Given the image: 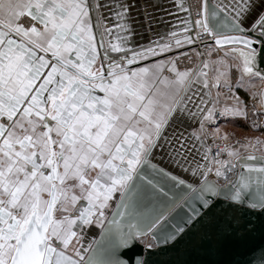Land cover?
Here are the masks:
<instances>
[{
	"label": "snow or ice",
	"instance_id": "obj_1",
	"mask_svg": "<svg viewBox=\"0 0 264 264\" xmlns=\"http://www.w3.org/2000/svg\"><path fill=\"white\" fill-rule=\"evenodd\" d=\"M234 2L230 18L221 17L215 6L210 9L207 0L198 5L200 18L194 23L200 31L196 32L195 38H211L221 47L244 45V49L225 51L224 56L239 53L243 57L241 80L247 74L264 81V73L255 69L254 41L242 27L251 17V30L254 32L258 27L259 35L264 37V0L259 7L255 0ZM0 12L6 15L5 19H0V117H7L10 122L0 123V264H123L115 256V249L126 246L133 235L143 234L144 229L155 228L175 206L172 204L154 215L151 214L153 209L145 207L141 210L144 200L167 195L158 182L142 174L144 166L152 168L156 175L176 179L150 160L153 150L163 147L160 140L164 127L177 119V114L186 113L192 117L199 114L202 117L201 132L204 136L209 134L204 132V124L215 119L218 99L212 97L210 90L205 95L195 91L191 96L187 95L196 82L210 89L208 74L203 71L209 64L202 61L203 68L179 71L169 61L171 67L168 70L175 74L174 79H161L162 64L129 73L113 62L105 77L102 68L92 70L99 53L93 43L95 37L86 0H0ZM25 14L42 28L35 24L25 28L17 22ZM226 32L239 34L227 35ZM13 33L18 40L13 39ZM184 40L188 44L194 42L192 36H185ZM176 45H180V40ZM206 47L211 51L210 46ZM111 48L116 52L123 50L114 44ZM168 48L169 45H163L161 51ZM39 52H51L55 62L50 64ZM73 52L76 60L69 59ZM147 53L155 54L153 49H147L145 53L133 52L131 58L127 55L124 58L131 64ZM104 58H107V52ZM216 71L212 86H219L223 78V86L231 90L227 70L221 72L217 68ZM106 79L110 82L105 83ZM154 80L175 89L172 102L162 105L160 111L152 94ZM97 88L103 96L93 94ZM260 96V110L264 111V92ZM235 99L237 105L220 108V115L246 119L245 107L239 105L238 97ZM188 104H192L195 111ZM47 117L55 121L54 127L49 126ZM41 127L43 130L38 131ZM53 132L55 139L51 135ZM219 133L220 130L215 129L211 135L217 137ZM220 138L227 140L228 134ZM166 143L171 160L183 168L191 149L180 138H176L175 143L172 140ZM256 143L264 141L257 140ZM221 151H228V155L236 160H259L260 164H242L247 174L241 172L236 182L228 181L222 188L205 178L201 193L223 195L237 204L247 203L252 209L264 210V153L259 157L242 158L238 151L227 147ZM214 163L227 166L230 162L214 160ZM201 167L197 165L191 169L192 174L206 177L205 172L199 171ZM46 168L51 169L47 174L43 171ZM92 171H95L94 176H91ZM223 174L218 167L216 175ZM70 180L77 183L66 184ZM73 187L86 193L84 198L90 204L79 217L85 224L91 222L88 217L93 210L99 213L96 222L100 223L103 209L114 193H120L117 208L125 211H117L111 222L117 225V237L108 258L93 252L85 260L72 244L77 235L72 230L76 221L68 216L54 217V210L61 200V209L67 211L66 205L75 204L79 199L75 195L69 199L68 192ZM44 193L48 194V199L43 198ZM211 204V200H204L203 206L209 208ZM125 215L128 217L127 233L115 219V216ZM187 222L190 223L191 218ZM183 230L174 227L167 238L174 239ZM53 239L60 242L59 248L53 246ZM70 248L75 258L68 254Z\"/></svg>",
	"mask_w": 264,
	"mask_h": 264
},
{
	"label": "crops",
	"instance_id": "obj_2",
	"mask_svg": "<svg viewBox=\"0 0 264 264\" xmlns=\"http://www.w3.org/2000/svg\"><path fill=\"white\" fill-rule=\"evenodd\" d=\"M227 5L232 8L235 6L234 0H226ZM257 6H259L261 0H255ZM89 10V23L91 24L92 32L95 37L93 43L95 44L97 51L99 53L96 63L92 66V70H98V65L101 63L99 41L103 37V45L107 48L112 49L111 45H117L121 49L120 52L114 51V54H132L135 51L144 49V46H156V53H165L170 51H175L179 47H182L188 43L185 42V36H192L194 41L196 40L195 35L192 34L191 28L195 27V30L199 28L195 25L196 18L194 17L192 10L191 0H86ZM99 5V6H98ZM123 6V7H121ZM6 15L4 12H0V19H5ZM25 28L32 25L41 27L38 22L32 21L27 14L21 16L19 21ZM2 27V26H0ZM185 27L188 28V31L185 32ZM193 29V30H194ZM13 39H19L15 33L12 34ZM180 40V45H176V41ZM149 43V44H148ZM169 45L167 50L161 51V46ZM207 47L208 54L203 62H207L209 66L203 68V71L208 74L207 79L210 85L209 88H204L203 84L196 82L191 86L190 92L187 93L188 96H191L193 91L198 92L200 95H205L211 91L212 97L218 99L219 103L217 105V111L223 107H233L237 105L235 97L239 98V105L244 106L247 111V118L243 117H225L216 121V124L213 126L212 130L219 129V135L222 137L225 133L228 134V139L224 140L228 149L238 151L240 156L253 153V154H262L264 153V143L257 144L256 141H264V123L261 124V128L252 127L250 123V115L248 112V106L250 102L258 98L256 105L257 111L264 116V111L260 110V93L264 89V81H261L259 78L250 77L247 74H244L243 80H241L242 68L241 62L238 60L236 53H231L229 56L225 57L224 52L228 48L236 47L243 48L240 45H229L224 47H218L214 44H208ZM144 47V48H142ZM197 52V51H196ZM39 55H44L45 59L49 63L55 62L52 58V53H43L39 52ZM87 54V53H85ZM197 54V53H196ZM150 54L145 55L148 57ZM181 57L179 54L167 56L160 58L151 63L138 66L136 68L127 70L129 73L131 71L138 70L140 68H154L158 64L164 66V71L162 77H167L168 79H174L175 74L171 73L168 69L171 67L169 61H172L177 70L185 71L187 69H193L189 67H180L176 60ZM69 59L76 60L75 53L69 56ZM216 61L217 63H213ZM219 68L221 72L227 70L228 77L231 82V90L223 86V78H221L219 86H212L214 84V78L217 76L216 69ZM47 69L45 70V73ZM59 79V76L56 77ZM99 81H97L98 83ZM110 79H106L105 83H109ZM174 87L169 86L163 83H160L159 80H154L152 94L155 99L158 101L156 108L158 111L162 110V105L170 104L173 100ZM217 93H220L219 97L216 96ZM96 96H103L104 93L100 89H95L93 92ZM47 95V93H45ZM178 97V96H177ZM175 97V98H177ZM207 99V96H205ZM189 108H193L192 104H188ZM216 111V112H217ZM201 116L198 114L195 117L188 116L186 113L184 115H179L177 119L173 120L170 124V134L167 140H172L175 143L176 138H180L182 142L186 144V147L191 149L187 153V163L184 164L183 168L178 167L169 156V146L165 142L163 147L155 148L152 152L153 158H164L171 165L174 166L176 172L192 174V170L196 168L197 165H202L199 171L209 173L212 170V159L209 153L208 146L205 142L204 135L201 132L200 120ZM46 121L49 126L54 127L55 121L51 120V117H47ZM7 117H0V123H5ZM207 122V121H206ZM205 122V123H206ZM10 123V122H8ZM205 125V124H204ZM43 128H38V131H42ZM53 138H56L55 132L51 133ZM197 137H200L198 139ZM245 141V142H242ZM244 145H248L245 147ZM253 146L256 148L251 149ZM54 149L57 148L56 145L52 146ZM228 153V151H227ZM207 156V159H205ZM229 156V155H228ZM231 157V156H229ZM234 161L235 158L231 157ZM40 161H38L39 163ZM188 169V170H185ZM209 169H211L209 171ZM62 167L60 171H62ZM45 174L51 171V169H43ZM95 175V171L91 172V176ZM77 183L74 180L67 181L66 184H75ZM87 187V185H85ZM44 199H48V194H42ZM77 196L79 199L76 200L75 204H67V211L61 209V200L57 204L54 211V217L59 219L64 216L71 217L76 222L72 225V230L76 232V237L73 238L74 241L81 239L84 242L81 246L88 248L89 245L93 242V239L96 235V227L105 219L108 212L113 208L117 202L120 193H114L112 199L108 202V206L103 209L104 216L100 218V223H97L96 220L99 216V213L93 210V214L88 217L91 221L90 223L85 224L83 220L79 219L82 211L90 207L89 201L85 199L86 193H82L79 187H73L69 190L68 196L69 199L71 196ZM102 224V223H101ZM100 224V226H101ZM99 226V227H100ZM53 242L60 246V242L53 239ZM71 254H74L70 249L68 250ZM75 255V254H74Z\"/></svg>",
	"mask_w": 264,
	"mask_h": 264
},
{
	"label": "water",
	"instance_id": "obj_3",
	"mask_svg": "<svg viewBox=\"0 0 264 264\" xmlns=\"http://www.w3.org/2000/svg\"><path fill=\"white\" fill-rule=\"evenodd\" d=\"M203 3L204 0H201V4ZM207 3L210 9L214 6L217 7L221 17L227 16L230 18L232 11L227 5L226 0H207ZM250 19L251 17L246 19L242 27L250 34L249 38L254 41L252 47L256 50L255 69L264 73V37L259 35L260 29L258 27L254 32L251 30ZM194 28L192 27V31H190L193 35L197 31H200V29L195 30ZM225 34L238 35L239 33L226 32ZM198 40L196 39L192 44L179 47L175 51L158 52L154 55L147 53L145 55L150 54V56L144 57L145 55H143L142 58L138 57L133 63L129 64L124 57L127 55V58H131L132 54H114V51L107 48L105 44L101 46L102 42L100 39L101 63L98 65V69L102 68L103 75L107 77V70L113 62L119 64L127 71L160 58L180 54L196 48L200 50V45H215L211 38L206 40L200 39V42ZM240 46L244 47L242 44ZM144 47H142L144 49L135 52L145 53L147 49H153L154 52L157 50L156 46L148 45ZM234 48L236 47L228 48L227 50ZM105 52H107V58H104ZM236 56L241 62L242 68L243 57L239 53H236ZM202 61L198 63L196 68H202ZM112 70L115 71V69ZM261 92H264V89ZM173 120L163 129V138L160 140L161 145H164L169 138L170 124ZM248 155L259 157L261 154L247 153L241 157H247ZM150 160L151 164L170 173L176 179L173 180L156 175L152 168L144 166L142 174L148 175L150 179L158 182L167 195H156L151 199L144 200L141 210L145 207L153 209L151 214L154 215L156 212L163 211L172 204H175V206L167 213L165 220L161 221L155 228L151 230L144 229L143 234L133 235L126 246L115 249V256L123 261V264H264V210L259 208L252 209L247 203L237 204L225 199L223 195L212 196L207 192L201 193V185L205 178L209 182L221 186V188L228 183L218 182L216 179L210 177L208 173H206V177H202L199 174L194 176L193 174L178 173L174 166L164 158H153L151 155ZM244 163L259 165L260 161L236 160L237 171L230 181L236 182L241 172L247 174V169L241 166ZM254 176L255 174H253ZM180 181H183V183H180ZM204 200L212 201L209 208L203 206ZM119 203L120 196L105 219L101 221V226L97 228L93 242L89 246L86 255L83 256L85 260L93 252H97L102 258H108L111 255L112 245L117 237V225L111 222L117 211H125L124 209L117 208ZM189 218H191L190 223L187 222ZM115 219L119 221L121 230L127 233V215L115 216ZM135 222L133 221V223ZM174 227L183 228L184 230L176 234L174 239H168L167 237L173 233ZM146 236H150L153 239L154 246H146L141 241ZM52 244L54 247H60L53 241ZM68 254L75 258L74 254L70 252Z\"/></svg>",
	"mask_w": 264,
	"mask_h": 264
},
{
	"label": "built area",
	"instance_id": "obj_4",
	"mask_svg": "<svg viewBox=\"0 0 264 264\" xmlns=\"http://www.w3.org/2000/svg\"><path fill=\"white\" fill-rule=\"evenodd\" d=\"M191 2H192V10H193L194 17L196 19H199L200 17L197 15V12L200 11V8L198 7V5H201V0H191ZM207 39H210V38H207ZM203 40H206V39H203ZM200 41L201 40L199 39L198 42ZM179 56H181L179 58L184 57V61L186 62L185 66H182V67L188 66L189 68L195 69L198 63L206 58L207 47L206 45H200V50H198L197 48L188 50L186 52L180 53ZM258 100H259L258 98L253 99L248 106V112H249L250 119H251L250 123L254 127H260L261 124L264 123V116H262L256 109ZM220 118H221L220 111H217L215 112V119L213 121H207L205 123L204 132H207L209 134L207 136H204V139L209 148V153L212 159V170L209 173V176L216 179L218 182L226 183L232 180L237 170L233 169V171H229L227 166H222V165H218L214 163V160L229 161L230 162L229 164H232V161H234L233 159H231V157L228 156L227 151H221L222 149H225V147H227L226 144L220 138L214 137L211 135V133L213 132L212 127L216 124V121H218ZM217 152H220V155L217 156ZM218 167L221 169V171L224 174L226 173L227 180L225 179L224 174L221 176L216 175V169ZM147 237H150V236L143 237L141 241L146 246H154L153 239L150 237V240H149Z\"/></svg>",
	"mask_w": 264,
	"mask_h": 264
},
{
	"label": "rangeland",
	"instance_id": "obj_5",
	"mask_svg": "<svg viewBox=\"0 0 264 264\" xmlns=\"http://www.w3.org/2000/svg\"><path fill=\"white\" fill-rule=\"evenodd\" d=\"M212 53H209L208 54V51H207V56L208 55H211ZM176 63L180 66V67H182V66H185V61H184V57H182V58H178L177 60H176ZM186 67H188V66H186ZM252 127H254V126H252ZM213 128V127H212ZM254 128H257V130L258 129H260L261 127H254ZM213 131V130H212ZM218 138H220L221 136L219 135V136H217ZM225 144H226V142L222 139V138H220ZM242 142H245V141H242ZM254 148H256L255 146H253L251 149H254ZM234 162V161H233ZM230 174V173H229ZM149 240H150V237H147ZM146 240V239H145ZM82 240L81 239H79V240H77V241H72V244L73 245H75V247L78 249V250H80L81 251V255L82 256H85L86 255V252L88 251V249H89V247L88 248H86V247H83V246H81L82 245ZM90 246V245H89ZM70 250H71V248H70Z\"/></svg>",
	"mask_w": 264,
	"mask_h": 264
},
{
	"label": "bare ground",
	"instance_id": "obj_6",
	"mask_svg": "<svg viewBox=\"0 0 264 264\" xmlns=\"http://www.w3.org/2000/svg\"><path fill=\"white\" fill-rule=\"evenodd\" d=\"M228 169L230 168L231 170L230 171H233V169H236L237 170V166H236V161H232V164H228L227 165ZM224 176H226V173L224 174Z\"/></svg>",
	"mask_w": 264,
	"mask_h": 264
},
{
	"label": "flooded vegetation",
	"instance_id": "obj_7",
	"mask_svg": "<svg viewBox=\"0 0 264 264\" xmlns=\"http://www.w3.org/2000/svg\"><path fill=\"white\" fill-rule=\"evenodd\" d=\"M100 224H101V223H100ZM100 224H98V227L100 226ZM98 227H96V230H97ZM82 242H83V241H82ZM84 245H85V244H84V242H83V246H84Z\"/></svg>",
	"mask_w": 264,
	"mask_h": 264
}]
</instances>
